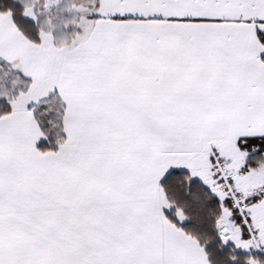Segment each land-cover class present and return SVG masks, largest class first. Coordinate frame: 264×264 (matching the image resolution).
<instances>
[{"label":"snow or ice","instance_id":"6c2138e0","mask_svg":"<svg viewBox=\"0 0 264 264\" xmlns=\"http://www.w3.org/2000/svg\"><path fill=\"white\" fill-rule=\"evenodd\" d=\"M0 264H264V0H0Z\"/></svg>","mask_w":264,"mask_h":264}]
</instances>
